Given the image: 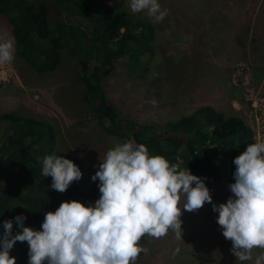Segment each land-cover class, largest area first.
I'll return each mask as SVG.
<instances>
[{
  "label": "rangeland",
  "instance_id": "rangeland-1",
  "mask_svg": "<svg viewBox=\"0 0 264 264\" xmlns=\"http://www.w3.org/2000/svg\"><path fill=\"white\" fill-rule=\"evenodd\" d=\"M158 2L168 15L156 24L144 12H131L128 0L124 2L130 14L154 27L158 56L142 79L128 80L119 68L105 79L108 104L123 118L160 124L206 103L223 111L240 110L250 124L247 90L264 98V0ZM0 31L8 32L1 20ZM3 65L7 76L0 83V114L10 111L50 124L56 148L78 159L86 176L95 175L106 151L119 141L103 131L83 103L76 59L63 51L60 65L49 73H36L17 56ZM210 194L216 205L232 195L228 185ZM217 217L208 203L195 212L182 209L181 240L171 231L160 239L143 237L148 251L136 264L237 263ZM176 248L180 251L173 258Z\"/></svg>",
  "mask_w": 264,
  "mask_h": 264
},
{
  "label": "trees",
  "instance_id": "trees-1",
  "mask_svg": "<svg viewBox=\"0 0 264 264\" xmlns=\"http://www.w3.org/2000/svg\"><path fill=\"white\" fill-rule=\"evenodd\" d=\"M0 2V20L15 38V56L33 71H55L63 51L76 59L83 103L107 135L119 143L144 144L151 155L187 167L210 191L233 182V159L255 143L253 128L240 110L223 111L205 103L175 120L152 124L123 118L108 104L102 85L105 79L118 68L128 80L142 79L158 56L154 27L130 14L125 0ZM77 18L83 23L76 22ZM50 154L71 160L82 173L64 193L50 187L51 177L41 175V161ZM98 184L99 180L85 175L78 159L56 148L50 124L10 111L0 114V235L3 221L18 215L27 218L25 227L39 231L44 214L55 212L61 202L94 206L100 197ZM19 231L13 223V235ZM27 253V242L17 241L9 255L16 264H28Z\"/></svg>",
  "mask_w": 264,
  "mask_h": 264
},
{
  "label": "clouds",
  "instance_id": "clouds-1",
  "mask_svg": "<svg viewBox=\"0 0 264 264\" xmlns=\"http://www.w3.org/2000/svg\"><path fill=\"white\" fill-rule=\"evenodd\" d=\"M128 7L146 13L154 24L168 15L158 0H128ZM15 50V38L0 31V65L12 63ZM41 164V175L52 178L50 187L57 192L82 178L79 167L63 156L46 155ZM233 164L232 195L216 205L204 180L187 167L151 155L144 144L117 143L91 177L99 180L94 206L61 202L55 212L44 214L39 231L25 227L23 215L3 221L0 264H16L9 252L17 241L28 244V264H136L148 251L143 237L160 239L171 231L181 240L182 209L195 212L205 203L218 213L216 222L236 260L264 264V142L248 144ZM13 223L20 229L15 235ZM179 251H173V258Z\"/></svg>",
  "mask_w": 264,
  "mask_h": 264
},
{
  "label": "built area",
  "instance_id": "built-area-1",
  "mask_svg": "<svg viewBox=\"0 0 264 264\" xmlns=\"http://www.w3.org/2000/svg\"><path fill=\"white\" fill-rule=\"evenodd\" d=\"M5 65H0V83L6 81ZM6 69V68H5ZM248 98L246 99L249 105L248 117L252 121L254 131V141L264 142V98L257 93L247 90ZM250 123V124H251Z\"/></svg>",
  "mask_w": 264,
  "mask_h": 264
}]
</instances>
